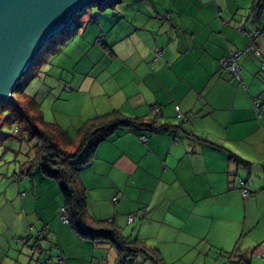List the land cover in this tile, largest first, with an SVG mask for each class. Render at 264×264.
I'll return each instance as SVG.
<instances>
[{
  "label": "crops",
  "instance_id": "0c3cea01",
  "mask_svg": "<svg viewBox=\"0 0 264 264\" xmlns=\"http://www.w3.org/2000/svg\"><path fill=\"white\" fill-rule=\"evenodd\" d=\"M248 1L243 24L240 0H197L193 9L184 6L187 0H168L165 15L171 23L163 20L161 0H119L111 8L99 7L96 16L81 14L69 34L68 40L76 37L73 44L83 48L75 61L78 82L85 88L90 80L89 95L97 99L77 114L76 128L113 111L149 120L156 108L157 122L171 127L157 134L117 130L78 174L87 216L111 221L122 239L146 251L128 264H153L154 257L164 264H205L211 254L229 257L232 264H263L250 254L264 242V115L256 119L251 106L264 89V71L253 52L242 56L243 88L219 65L229 51L249 45L237 24L259 26L250 16L253 0ZM173 33L181 39L175 48ZM91 47L97 59L90 57ZM256 48L264 55V38ZM156 50L161 57L154 62ZM100 61L106 65L99 67ZM77 90L83 99L88 96ZM176 108L188 118L185 123L174 121ZM230 155L246 165L230 161ZM245 173L248 198L236 186ZM130 215L134 220L127 224ZM45 221L41 237L48 233L53 241L36 264L117 263L108 241L82 240L57 219ZM37 245L36 240L30 249ZM37 252L31 249L33 259Z\"/></svg>",
  "mask_w": 264,
  "mask_h": 264
},
{
  "label": "rangeland",
  "instance_id": "374dc122",
  "mask_svg": "<svg viewBox=\"0 0 264 264\" xmlns=\"http://www.w3.org/2000/svg\"><path fill=\"white\" fill-rule=\"evenodd\" d=\"M187 1L188 3L185 2L184 4L185 7L197 8V0ZM240 4V20L242 21L246 12H249L250 1L240 0ZM161 5H163L161 11L165 15L170 7L168 0H161ZM106 8L111 7L106 6ZM84 13H87L89 17L96 16L100 14L99 6L87 7L81 14ZM80 15H76L77 17L74 18L73 26L76 25ZM88 16L86 17L88 18ZM184 19L188 20V18ZM163 20L171 23L168 14L164 16ZM167 23H165L164 28L174 32V29L169 27L170 25L168 26ZM242 23L244 24V21ZM69 34L67 32L64 35H59L46 43L38 53L29 72L21 79L22 87L15 91L14 102L0 104V264H36L39 252L49 253L47 247L53 241L45 232H43L44 238L39 239L36 236L41 230H46L47 221L44 222V220L57 219L62 224L59 216V210L63 207L60 192L54 181L45 179L37 170L32 178L25 175L26 168L22 164L29 156L34 141H28L24 136L23 142H19L17 127L14 123H10V120L14 116L15 105L16 107L17 105L27 106L33 102L40 108L45 122L56 124L62 122V129L73 137L78 128V126L77 128L74 126L77 114L83 111L87 112L93 107L94 102L97 103V99H93L89 95L90 80L84 83L85 88L78 82L79 74L77 71L80 66L75 67V61L80 56L79 53H82L83 48L73 44L76 37L68 40ZM173 36L175 48L180 45L177 40L181 39L180 36L175 38L174 33ZM184 41H186L185 38ZM157 47L160 46L157 45ZM92 48H90L91 51L88 50V53L90 52V57L97 59L96 49L92 50ZM106 62H101L98 66L103 67L102 65H106ZM110 69H112L111 66ZM241 79L243 80L242 76ZM116 83L114 82L113 86ZM79 88L85 89L84 92L88 93L84 99L77 93ZM174 121L177 124L180 122L177 118ZM239 177L247 180L248 175L245 173L244 176ZM249 178L255 179L254 174L251 173ZM35 187L36 191H34ZM261 221L264 220L261 219ZM53 222L55 223V221ZM61 226L67 230L71 229L69 225L62 224ZM226 226L229 230V225ZM263 229L264 223L261 224V231ZM29 236H32L33 239L30 240ZM45 236L48 238L47 240H45ZM36 239L39 250L33 259L31 256V249L33 248L30 249V247ZM224 252L229 253L227 249ZM216 255L211 254L205 264H212L211 259Z\"/></svg>",
  "mask_w": 264,
  "mask_h": 264
},
{
  "label": "trees",
  "instance_id": "16d2710c",
  "mask_svg": "<svg viewBox=\"0 0 264 264\" xmlns=\"http://www.w3.org/2000/svg\"><path fill=\"white\" fill-rule=\"evenodd\" d=\"M117 3L119 0H107L99 7H113ZM263 14L264 0H253L250 16L253 22L259 25L253 29L264 26L261 25ZM71 31L73 33L75 28ZM13 115L10 123H14L17 127L19 142H23L24 136L28 141H34L31 152L23 164L26 168L25 175L32 178L37 170L45 179L54 181L62 197L69 226L74 234L82 240L91 242L108 241L117 251L119 258L124 256L134 259L138 254H146L141 246L122 239L111 221H93L87 216L86 190L78 174L82 168L94 160L97 146L112 137L117 130L124 129L149 134L170 130L171 127L168 125L157 122L159 114L156 116L152 111L153 118L144 120L128 118L118 111H113L86 120L75 130L73 137L58 124L45 122L40 108L33 102L27 106L17 105L16 107L15 105ZM177 128L181 127L177 126ZM229 158L237 164L246 165L245 162L232 155ZM152 262L153 264H164L155 257Z\"/></svg>",
  "mask_w": 264,
  "mask_h": 264
},
{
  "label": "water",
  "instance_id": "95a60500",
  "mask_svg": "<svg viewBox=\"0 0 264 264\" xmlns=\"http://www.w3.org/2000/svg\"><path fill=\"white\" fill-rule=\"evenodd\" d=\"M106 1L0 0V104L14 102L21 79L47 42L72 33L77 14Z\"/></svg>",
  "mask_w": 264,
  "mask_h": 264
},
{
  "label": "built area",
  "instance_id": "2783aa9c",
  "mask_svg": "<svg viewBox=\"0 0 264 264\" xmlns=\"http://www.w3.org/2000/svg\"><path fill=\"white\" fill-rule=\"evenodd\" d=\"M218 16L220 17L219 10H218ZM235 29L238 33L245 34L247 36L249 40V45L247 46V48L241 51H234V50L229 51L226 57L219 59V65L223 70L230 72L233 75L236 82H238V84H240L243 88H245L244 83L242 82V79H241V71H240L238 62L242 58V56H244L245 54L249 52H253L259 58L260 69L261 70L264 69V56H261L259 50L256 48V43L260 39L264 38V26L259 27L257 29L248 30L245 28V26L242 23H239L235 26ZM98 43H101V41L98 40ZM160 57H161V52L159 50H156L153 53V61L156 62L158 59H160ZM251 106H252L253 114L256 117V119H260L264 115V89L258 96L253 97L251 99ZM175 113H176V118L180 120V122H186L188 120V118L186 116H183L177 108L175 109ZM153 114L157 116L159 114V109L158 108L154 109ZM140 141L144 142L145 138L141 137ZM236 186L242 198L250 197V192L247 189L246 180L240 179V178L237 179ZM117 200H118L117 197H114L112 199V203L117 204ZM59 216H60V220L62 224L69 225L68 218L66 216V211L63 207L60 208L59 210ZM133 220H134V215L128 216L127 224H131ZM36 236L37 237L41 236V231L38 232ZM28 238L30 240L33 239L32 236H29ZM37 250L39 249L37 247H34L32 249V252L33 253L37 252ZM251 258L259 259L264 264V242L261 245H259L256 249H254V251L251 254ZM58 261L62 262V259L59 258ZM132 261H133L132 257L122 256L121 258L118 259L116 264H128ZM211 263L212 264H232V260L229 257H222L221 255H218V256H214L211 259Z\"/></svg>",
  "mask_w": 264,
  "mask_h": 264
}]
</instances>
